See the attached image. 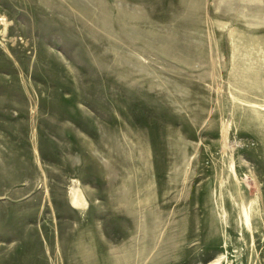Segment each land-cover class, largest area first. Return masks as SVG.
I'll return each instance as SVG.
<instances>
[{
	"label": "rangeland",
	"instance_id": "obj_1",
	"mask_svg": "<svg viewBox=\"0 0 264 264\" xmlns=\"http://www.w3.org/2000/svg\"><path fill=\"white\" fill-rule=\"evenodd\" d=\"M262 6L0 0V264H264Z\"/></svg>",
	"mask_w": 264,
	"mask_h": 264
},
{
	"label": "bare ground",
	"instance_id": "obj_2",
	"mask_svg": "<svg viewBox=\"0 0 264 264\" xmlns=\"http://www.w3.org/2000/svg\"><path fill=\"white\" fill-rule=\"evenodd\" d=\"M221 2V1H220ZM262 2V1H261ZM246 3V2H245ZM243 6V5H242ZM245 6V5H244ZM241 7V6H240ZM259 8V7H258ZM262 8L264 9V6H262ZM245 9V8H244ZM259 9H261V8H259ZM252 11V10H251ZM242 12V11H241ZM264 14V13H263ZM242 17H244L243 15H242ZM241 17V18H242ZM2 22H3V20H2ZM250 24V23H249ZM254 25H256L255 23H253ZM246 25V24H245ZM262 25V24H261ZM5 26V25H4ZM250 26V25H249ZM253 26V25H252ZM254 27H256V26H254ZM232 30V29H231ZM251 30H253V29H251ZM246 31V30H245ZM244 31V32H245ZM249 31V30H248ZM255 31V30H254ZM256 32V31H255ZM259 32V31H258ZM232 33V32H231ZM250 33H251V31H250ZM257 33V32H256ZM260 34V33H259ZM249 35V34H248ZM237 36H238V34H237ZM240 36V35H239ZM253 36V35H252ZM245 39V38H244ZM251 39V38H250ZM252 40V39H251ZM257 41V40H256ZM256 41H254V42H256ZM262 42V41H261ZM237 43V42H236ZM235 43V44H236ZM247 43H249V42H247ZM250 44V43H249ZM242 45H244V44H242ZM246 46H248V45H246ZM243 47V46H242ZM250 47V46H249ZM251 47H253L254 48V46H251ZM233 48V47H232ZM239 48V47H238ZM247 47H245L244 49H246ZM237 49V48H236ZM248 53L250 52V51H247ZM251 53V52H250ZM256 56H258V55H256ZM252 57V56H251ZM256 58V57H255ZM252 61V60H251ZM255 62V61H254ZM256 63V62H255ZM8 176V175H7ZM4 182V181H3ZM6 183V182H5ZM78 190V189H77ZM77 190H73L72 191V197H71V202H72V204L75 206V207H79V208H81V207H84V205H85V202H84V199H83V197H82V195H81V193H79V191H77ZM247 216V215H246ZM36 241V240H35ZM221 258H222V256H221ZM218 262V261H217ZM213 264H214V262H213Z\"/></svg>",
	"mask_w": 264,
	"mask_h": 264
}]
</instances>
